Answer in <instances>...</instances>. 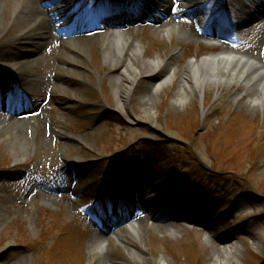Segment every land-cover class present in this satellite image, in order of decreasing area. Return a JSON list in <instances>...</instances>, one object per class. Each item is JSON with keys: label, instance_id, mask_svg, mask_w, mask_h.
Here are the masks:
<instances>
[{"label": "rangeland", "instance_id": "1", "mask_svg": "<svg viewBox=\"0 0 264 264\" xmlns=\"http://www.w3.org/2000/svg\"><path fill=\"white\" fill-rule=\"evenodd\" d=\"M43 1L40 7L49 11L44 9L52 20L45 28L46 35L51 34L52 39L41 37L40 31L35 30L30 37L17 41L24 26L14 15L19 0H0V52L13 44L15 47L9 52L18 57L0 59V66H8L9 62L8 67L13 69L16 61H30L28 70L23 68L21 72L33 73L32 83L19 81L17 86L29 91V98L34 93L39 99L53 97L51 107L37 122L43 129L34 138L28 135L18 147L0 135V264H86L87 242L93 227L82 215L89 211V205L96 204L97 196L120 195L121 179L130 200L133 178L148 203L164 212L177 213V218L146 216V221L140 223L137 240L122 233L124 245L107 237L110 251L106 264H214V250L221 252L235 244L238 252L228 259L229 264H264V104L252 107L246 95L235 101L234 95L243 90L233 87L199 90L185 106L172 105L187 64L222 49L202 44L190 22L191 25L183 24L182 29L192 34L179 43L175 37L170 42L161 40L158 28L153 32L140 28L127 31L125 40L138 38L143 48L142 58L133 59L139 69L144 62L154 61H163L166 68L174 69L173 80L155 94L145 79L154 73L146 67L128 98L127 85L121 94L116 92L115 78L122 69L119 71L104 57L108 36L102 40L77 29L58 28L60 16L53 12L60 0ZM243 1L252 3L237 8L238 16H244L252 7L256 14L264 6L263 0ZM234 3L231 0V8ZM215 7L217 15L224 9L220 4ZM254 14L246 15L250 32L256 34L251 40L260 42L264 39L259 35H264V16L254 18ZM62 15L66 22L65 14ZM38 37L43 45L35 47L32 41ZM261 45L254 43L249 47L254 49L255 57L262 54L263 62L264 42ZM176 47L181 49L180 54H174ZM129 57L126 52L125 58ZM68 58L84 66L75 68ZM112 71L115 76L110 77L108 73ZM5 79L10 83L8 77ZM15 84L14 81L12 89ZM7 93L4 99L11 96ZM150 98H154V107L149 109L156 117L149 125L165 127L167 135L180 141L192 143L194 139L191 145L210 163L202 165L223 174H206L205 168L187 159L178 144L167 145L162 154L159 146L146 139L168 140L151 135L144 125V101ZM117 99L126 105L124 111ZM99 105L117 114L105 112ZM0 114V128L10 125L11 117ZM59 131L71 141L57 139ZM67 160L81 165L79 186L72 179V170H59ZM201 176L205 183L214 186L202 202L193 198L190 186L181 185L184 178L193 184ZM144 180L148 181L146 185H142ZM157 180L159 187L155 188ZM183 195L187 201H182ZM213 196L218 197L213 200ZM173 202L179 204V211L170 210Z\"/></svg>", "mask_w": 264, "mask_h": 264}, {"label": "bare ground", "instance_id": "2", "mask_svg": "<svg viewBox=\"0 0 264 264\" xmlns=\"http://www.w3.org/2000/svg\"><path fill=\"white\" fill-rule=\"evenodd\" d=\"M43 0H19V6L17 7V10L15 11V17L16 20L20 23H22L24 26L21 29V35L17 39V41H21L23 38H25L27 35L30 37V33L32 31L36 32L40 31L38 34L41 37H45L47 40H51L52 36L51 34L46 35V27H49V22L51 20V17L46 14L45 8L43 10L40 7V4ZM143 7H146V5H150V0H141ZM68 5V2H65L64 6ZM61 8V7H60ZM45 9V10H44ZM47 11V10H46ZM49 12V11H47ZM117 22L125 23L126 19H116ZM52 21V20H51ZM45 29V31H44ZM162 36L161 39H170L172 35H177L178 39L180 40L182 38L180 32L181 29L176 26L167 24L166 26H162L160 28ZM157 29V30H158ZM180 31V32H179ZM37 34V35H38ZM186 36L185 33H183V36ZM47 36V37H46ZM108 36L106 45V50L103 52L104 57L107 61H112L114 65L116 64L118 67L122 68V70L119 72L118 76L115 78V81L118 85L117 87V94H121L125 89V85L128 86V98H130L131 94L134 91L135 84L138 82L139 74L143 72L146 67H149V70L152 71L151 74L161 72L162 78L158 84H155L154 86H151V89L155 88L153 90V93L158 94L161 92L165 85L171 80H173V72L168 75L165 73L167 68L165 67L166 64L163 61H154V62H144V66L142 69H139L133 59L141 57L143 55V48L140 45L139 42H137L135 45H131L129 41L125 40V36L123 31H117L116 29H109L105 34L101 35L100 38L103 40V37ZM164 36V37H163ZM33 38V36H31ZM170 41V40H169ZM35 47H40L43 44L39 43V37L34 39L32 41ZM65 45V44H64ZM15 45H6V47L0 52V59L2 60H18V58L15 54L11 55L9 52V48H13ZM69 47V46H68ZM73 50V48H71ZM126 52L130 53V56L128 59L123 57ZM119 54V55H116ZM2 56V57H1ZM24 56V55H23ZM27 55H25L26 57ZM122 56V57H118ZM145 60V59H144ZM68 62L75 66V68H78L80 66H84L81 63H78L76 59L68 58ZM14 63V62H13ZM30 61H22L14 63L13 69H15V75L12 78L11 75L8 74H1L0 70V79L4 84H8L11 86V83L13 84L14 81H21V82H28L30 81L32 83V76L33 73L28 74L25 73L28 70V67L30 65ZM78 65H77V64ZM81 64V65H80ZM11 65L8 62V66ZM148 65V66H146ZM4 66V65H3ZM8 66H4L3 69H8ZM262 64L258 59L250 58L245 52H240L239 50H229L226 49L224 52H222L219 55L216 56H209L204 57L202 60L196 59L195 61H191L187 64V67L185 69V72L181 78L180 81V90L175 95V98L172 102V105L174 107H183L186 105L187 101L191 98L192 94L199 91L204 90L208 91L213 88L217 89H230L235 87L236 89L240 88L243 90L245 95L248 98V103H250V106L252 107H258L259 105L264 104V71L261 67ZM27 70L23 73L21 72V69ZM166 68V69H165ZM2 69V70H3ZM165 69V70H164ZM71 74V71H70ZM26 75V76H25ZM138 76V77H137ZM5 77L9 78L10 83L5 79ZM75 77V76H74ZM43 83V82H42ZM130 84V85H129ZM42 84H36V86H41ZM156 86V87H155ZM238 95H235V99L239 102L240 98L237 97ZM119 107L122 108L124 111L126 108V105L121 102V99H117ZM146 103L144 113H145V122L152 124L155 121L156 114L153 112V103L154 98H150L149 100L146 99L144 101ZM200 107H203L200 105ZM69 109H74V107H69ZM13 114H17L16 111H11ZM10 119V118H9ZM15 119H10L8 123L10 125H5L0 128V135L6 136V140L15 146L20 147L19 145L22 143H25V138L29 135L31 138H34L37 132L42 131V126H37L38 119L31 120V124L28 125L26 123H22L21 120H24L23 118L19 119L20 121H13ZM152 122V123H151ZM13 126L12 128H9ZM158 129H162L159 127ZM36 131V132H35ZM16 150L23 152L25 149L23 148H16ZM204 161H206L205 158H203ZM207 163V162H206ZM121 221V220H120ZM141 225H130L129 227H125V230H123V233L125 232L128 237H130L133 240H137L138 237H140ZM100 234L105 235L107 234L106 231L102 230V233L99 234H93L91 239L89 240L88 244V258L86 261V264H106V256L109 253V239H104L100 236ZM116 237L115 241L120 244L124 245L125 241L122 239L121 235H114ZM237 244L232 246L224 247L221 252L214 250V256H215V263L214 264H229L228 259L230 257H233L234 253L238 252ZM133 254V253H132Z\"/></svg>", "mask_w": 264, "mask_h": 264}, {"label": "water", "instance_id": "3", "mask_svg": "<svg viewBox=\"0 0 264 264\" xmlns=\"http://www.w3.org/2000/svg\"><path fill=\"white\" fill-rule=\"evenodd\" d=\"M3 257V256H2ZM2 257H0V261L3 259Z\"/></svg>", "mask_w": 264, "mask_h": 264}, {"label": "trees", "instance_id": "4", "mask_svg": "<svg viewBox=\"0 0 264 264\" xmlns=\"http://www.w3.org/2000/svg\"><path fill=\"white\" fill-rule=\"evenodd\" d=\"M206 190V189H205Z\"/></svg>", "mask_w": 264, "mask_h": 264}]
</instances>
